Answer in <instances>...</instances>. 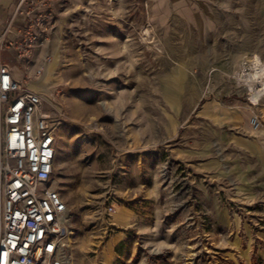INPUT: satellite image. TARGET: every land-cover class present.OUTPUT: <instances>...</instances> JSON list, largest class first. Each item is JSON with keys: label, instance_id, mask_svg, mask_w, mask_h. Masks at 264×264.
Returning a JSON list of instances; mask_svg holds the SVG:
<instances>
[{"label": "rangeland", "instance_id": "1", "mask_svg": "<svg viewBox=\"0 0 264 264\" xmlns=\"http://www.w3.org/2000/svg\"><path fill=\"white\" fill-rule=\"evenodd\" d=\"M204 5L58 0L37 86L67 114L54 182L75 264H264V114L253 71L219 72Z\"/></svg>", "mask_w": 264, "mask_h": 264}, {"label": "built area", "instance_id": "2", "mask_svg": "<svg viewBox=\"0 0 264 264\" xmlns=\"http://www.w3.org/2000/svg\"><path fill=\"white\" fill-rule=\"evenodd\" d=\"M57 3L17 0L0 31V264H75L73 216L54 182L67 114L60 92L37 86L53 60L37 52L53 35Z\"/></svg>", "mask_w": 264, "mask_h": 264}, {"label": "crops", "instance_id": "3", "mask_svg": "<svg viewBox=\"0 0 264 264\" xmlns=\"http://www.w3.org/2000/svg\"><path fill=\"white\" fill-rule=\"evenodd\" d=\"M203 7H198V14L203 20L197 22L198 29L213 32L215 37H221L223 45L218 70L221 74L237 75L243 67L255 71L257 58L260 60L259 69H264V10L253 5L254 0H202ZM17 0H0V31L14 12ZM212 15V16H211ZM199 16V17H200ZM213 17V19H211ZM228 46V48H226ZM13 75L22 78L21 69L12 58H9ZM258 82V89L262 88ZM238 83V82H237ZM238 90V89H237ZM250 90V89H249ZM239 91V90H238ZM235 95L239 94L236 91ZM235 96L236 102L237 98ZM250 108L259 114H264V92L251 103Z\"/></svg>", "mask_w": 264, "mask_h": 264}, {"label": "bare ground", "instance_id": "4", "mask_svg": "<svg viewBox=\"0 0 264 264\" xmlns=\"http://www.w3.org/2000/svg\"><path fill=\"white\" fill-rule=\"evenodd\" d=\"M255 61L257 62V67H255L256 70L254 71V73L250 74V76H249V78L247 80L245 79V82L251 84L250 85L251 87L249 89L252 92V101L253 102H255V99H257L262 94V92H264V82H262V85H263L262 88L258 89L256 86H254L259 81L261 82L260 79L264 78V69H263L262 72L259 69V66H260V63H261L260 60L257 58Z\"/></svg>", "mask_w": 264, "mask_h": 264}]
</instances>
